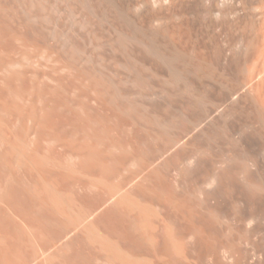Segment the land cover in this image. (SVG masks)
<instances>
[{
  "label": "rangeland",
  "instance_id": "374dc122",
  "mask_svg": "<svg viewBox=\"0 0 264 264\" xmlns=\"http://www.w3.org/2000/svg\"><path fill=\"white\" fill-rule=\"evenodd\" d=\"M0 10V234L6 237L0 235V253L17 261L0 255V264H22L24 259L29 264H140L143 256L142 264H264V66L257 63L259 24L249 54L236 61L240 53L233 51V65L212 62V49L201 39L206 60L196 63L205 74L189 75L191 89L171 91L157 82L154 94L129 99L107 93L106 86L88 77L86 68L57 56L53 47L48 48L50 39L35 52L31 39L19 35V23ZM159 113L170 115L171 122L160 123L164 121ZM154 118L160 125L150 123ZM201 147L207 155L192 153ZM220 156L227 157L221 162ZM212 179L218 181L211 183ZM55 233H61L56 242Z\"/></svg>",
  "mask_w": 264,
  "mask_h": 264
},
{
  "label": "bare ground",
  "instance_id": "6f19581e",
  "mask_svg": "<svg viewBox=\"0 0 264 264\" xmlns=\"http://www.w3.org/2000/svg\"><path fill=\"white\" fill-rule=\"evenodd\" d=\"M0 9H3L5 11V13H7L9 15L10 19H12L13 21L15 20V22H17V24L19 23L18 26H20V28L17 27V24L15 25L14 22H12V20H11V22L13 23L12 25H15L17 28H19L18 32H20V29H21V32L19 33V35L23 34L25 39H27V37L29 39H31V41L29 39H27L26 41L29 40L30 42H33L35 44V45L32 44L35 46V52H36V48L38 50L41 48V45H42V43H44L46 38L48 40L50 39L51 41L47 40L49 42L48 45H50V46L49 47L47 46V47L48 48L53 47L55 50V52H54V50H53V52L56 53L57 56H59L60 54L65 55L71 61V63L79 65L83 68H86L88 71L86 73H88L87 75L89 78L96 81L97 83L103 84V86H106L107 87V89H106L107 93H111L114 96H119L122 98H129L130 99L131 96H133L135 94H140L142 96L144 94H148L149 92H150V94H154V92H155L154 87L155 86L153 87V84L154 83L157 84V82H161L162 83L161 85H163V84L169 85L171 87V91H179L181 87L183 89H186V90L191 89V86L189 85V81H188L189 75H191L193 77H201V74H203V75L205 74L202 71V69H200V67L196 63L198 61V59H201L203 61L206 60L203 58L204 54L200 50L201 39H206L208 42V45L212 49V55L210 58V60H212V62L217 63V62L224 61L225 63H227L229 65H233V51L240 53L235 58L236 61L240 60V58H242V57H246L249 54L250 49L252 48L253 42L257 38V35L255 33V27L257 24H259L258 35L260 37V49H259V54H258V58H257V63L264 66V0H0ZM172 20H174V21H172ZM16 27H14V29H13L14 32H17V30H18ZM12 28H10V30ZM245 32H249L250 36H246ZM14 34L17 35L18 33H14ZM30 34H33L34 41H33V38L31 37L32 35H30ZM11 35H12V33H11ZM14 37H16V36L14 35ZM19 37H18V39H19ZM14 39H16V38H14ZM25 39L24 40L22 39V41H23L22 43L26 44V42H24ZM20 41H21V39H20ZM50 42H52L51 43L52 46H51ZM42 46H44V45H42ZM53 48H51V49H53ZM41 49H43V48H41ZM39 52H40V50H39ZM41 52H42V50H41ZM190 53H193L194 56L193 55L190 56L191 55ZM36 56H37V54H36ZM260 76H261V73L257 74L255 77L258 79V78H260ZM160 88H161V86H160ZM160 90L163 91L164 88H161ZM163 92L165 93V91H163ZM157 115H158V117H162L163 114L161 115L159 113ZM157 115H156V117H157ZM164 117H165V115H163V118L160 119L164 122H160V123H162V124L164 123L166 125L167 122L171 118H170V115H169V118H164ZM157 118H154L155 120L149 119L150 121H152L150 123H153V122L155 123L157 121L155 123V124H157L159 121V119L156 120ZM167 119H169V120H167ZM166 120H167V122H166ZM169 122H171V121H169ZM146 123H149V121ZM160 123H158V125H160ZM198 124H200V123H196L195 125L197 126ZM204 148H205V146H204ZM202 149H203V147L194 149L196 151H192V153L195 152V153H198L199 155H202L204 153L206 154V152ZM210 151L212 152V150H210ZM180 152H182V151H180ZM207 152H208V150H207ZM215 153H217V152H215ZM177 154H178V152L176 153L174 158L177 157ZM198 154H196V155H198ZM199 155H198V157H199ZM187 156H188V154L184 155L183 159L185 160L186 158L189 157V156L188 157ZM208 156H211V155H208ZM212 157H210V158H212ZM220 157L218 159H220ZM225 157H227V156H225ZM225 157H223V158L221 157V159H222L221 162L224 160ZM208 160H209V158H208ZM210 162H213V161L210 160L208 163H210ZM216 162H218V161H216ZM167 163H169V162H167ZM211 165H212V163H211ZM211 167L214 168L215 166L214 167L211 166ZM217 170H218V168H217ZM219 170H220V168H219ZM218 171H217V173H218ZM206 172H204V173H206ZM213 172L215 173L216 171L213 170ZM204 173H202V175ZM212 173H211V176H212ZM218 174H220V173H218ZM216 176L219 177L215 173L214 177H216ZM205 178H206V176H205ZM210 179H211V177L208 180H210ZM221 179H223V178L221 177ZM213 180L214 179H212L211 183H213ZM215 181H218V180H214V183H215ZM208 182H207V184H210V181H208ZM207 192L208 191H206L205 193H207ZM174 195H175V192H174ZM215 195H213V197H215ZM169 196H168V198H171ZM200 196H202V195H200ZM210 196L212 197V195H210ZM181 197H183V196H181ZM178 198H180V197H178ZM173 199H172V201H173ZM204 199H207L206 196ZM214 200H218V199L213 198L212 201H214ZM200 201L203 202L202 199ZM167 202H169V201H167ZM209 202H211V200ZM199 204H201V203H199ZM206 204H210V203H206ZM177 205L176 206L179 208L180 207L179 203H177ZM217 205H218V203H217ZM185 207H187V206H185ZM171 208H169V209H171ZM178 208H177V210H178ZM209 208H211V207H209ZM177 210H176V212H177ZM169 212L171 213V211H169ZM214 212H212V213L215 215ZM187 214H188V212H187ZM210 214H211V212H210ZM180 215H181V213H180ZM180 215H179V218H180V222H181ZM183 215H185V213ZM207 215H209V214H207ZM201 216L203 217V215H201ZM167 217L169 218L171 216H167ZM173 217H174V215H173ZM186 218L188 219L189 217H186ZM9 219L11 220L12 218H9ZM161 219L163 220V218H161ZM214 220L216 222H218L217 219H214ZM12 221H13V219H12ZM172 221H173V219H172ZM182 221H184V220L182 219ZM208 221H209V219H208ZM160 222H162V221H160ZM164 222H166V221H164ZM211 222H209V223H211ZM156 223H158V222H156ZM172 223L173 222H170V224H172ZM185 223L187 224L188 222H185ZM219 223H218V225H219ZM8 224L10 227L12 226V225H10L9 221H8ZM167 224H169V223H167ZM178 224H179V222H178ZM181 224H183V222L180 223V225ZM158 225H160V224L158 223ZM204 225L205 224L203 223V226ZM216 225H217V223H216ZM216 225H215V227H216ZM13 226H15V225H13ZM16 226H17V224H16ZM59 226H62V225H59ZM163 226L164 227L167 226L166 223ZM201 226H202V224H201ZM209 226H207V227L210 228L211 226L210 227ZM62 227L64 228V226H62ZM169 227H170V225H168V228ZM219 228L220 227H218V229ZM127 229L128 230H126V231L128 232L129 228L127 227ZM159 229H160V227H159ZM163 229H165V228H163ZM178 229H180V228H178ZM2 230H3V228H2ZM2 230H0V231H2ZM24 230L25 229L22 228V231H24ZM113 230H115V229H113ZM172 230H173V228H172ZM183 230H181V231H183ZM210 230H211V228H210ZM212 230H213V227H212ZM17 231H19V230H17ZM22 231H21V233H22ZM168 231H170V230L168 229ZM186 231H187V229H186ZM205 231H206V229H205ZM5 232H7V231H5ZM153 232L155 233L154 229H153ZM160 232H162V230ZM163 232H166V229H165V231L163 230ZM183 232H184V235H186L187 232H185V231H183ZM119 233H117L118 236L121 234V233L120 234ZM124 233H123V235H124ZM171 233H172V231H171ZM13 234H16V233H13ZM58 234H60L59 236H61V233H58ZM58 234H56V236L52 234L53 236H55V238L57 237L56 238L57 240L54 239L55 242L59 240ZM66 234L68 235L69 232L65 233L64 235H66ZM161 234H163V233H160L159 236ZM174 234H175V232H173V234H171V235L173 236ZM177 234H179V233H177ZM206 234H205V236H206ZM7 235L8 234L6 233V236ZM187 235L185 236V238L188 239ZM216 235L214 236V238L216 237ZM1 236H4V234H2ZM24 236H25V233H24ZM8 237H9V235H8ZM15 237H17V235ZM110 237H111V235H110ZM119 237H121V236H119ZM152 237H153V235H152ZM154 237H153V239H154ZM212 237H210V238H212ZM9 238L12 240L13 237H9ZM63 238H64V236H63ZM175 238H177V237H175ZM180 238L181 237H179V239ZM10 239H8V240H10ZM21 239H23V237ZM40 239H42V238H40ZM110 239H112V238H110ZM161 239L162 238L160 237V240ZM172 239H173V237H172ZM197 239H198V237H197ZM218 239H220V238H218ZM1 240H2V238H1ZM50 240H48V241H50ZM162 240H165V239H162ZM173 240H175V239H173ZM202 240H203V238H202ZM153 241H156V240L154 239ZM212 241H213V239H212ZM219 241H221V239ZM4 242H5V240H4ZM22 242H24V241H22ZM43 242H45V241H43ZM47 242H45V244H47ZM158 242H159V240H158ZM214 242H216V241H214ZM217 242H218V240H217ZM5 243H3V244H5ZM7 243H9V242H7ZM10 243H11V241H10ZM17 243L19 245V242H17ZM138 243H136L137 246H138ZM21 244L24 245V243H21ZM45 244H43V245L45 246ZM55 244H57V243H55ZM156 244H157V242H156ZM170 244H172V243H170ZM16 245H14L15 249H16ZM38 245H39V243H38ZM162 245H164V243ZM173 245H176V244H173ZM215 245L217 246V244H215ZM44 246H43V248H44ZM52 246L49 245V247H52ZM21 247H24V246H21ZM40 247L42 248V246H40ZM155 247H157V246H155ZM160 247H161V245H160ZM166 247H168V246H166ZM177 247H180V246L177 245ZM213 247H214V244H213ZM4 248H5V246H4ZM12 248H14V247H12ZM12 248H10V249H12ZM35 248H37V247H35ZM130 248H132V247H130ZM140 248L144 249V247H140ZM221 248H223V246H221ZM23 249L24 248H22V250ZM33 249H34V246H33ZM48 249L50 250V248H48ZM153 249H154V247H153ZM176 249H178V248H176ZM180 249L178 250V252H180ZM225 249H227V247L224 248V251H225ZM2 250H4V249H2ZM132 250H133V248H132ZM174 250H175V248H174ZM230 250L232 251V249H230ZM5 251H7V250H5ZM9 251L11 253L12 250H9ZM35 251H37V249ZM38 251L36 253L37 256L39 253ZM43 251H45V250H43ZM137 251H138V247H137ZM204 251L206 252V249ZM0 252H2V251H0ZM14 252H15V250H14ZM46 252H48V250ZM127 252H128V250L125 253H127ZM166 252L167 251L165 250L164 257L168 253V252L167 253ZM178 252L176 253L177 255H178ZM218 252H220V251H218ZM129 253H131V252H129ZM161 253H164V252L161 251ZM184 253H185V251H184ZM32 254H33V252H32ZM32 254L30 253V255H32ZM136 254H137V252L135 253V255ZM216 254H218V253H216ZM221 254H218V255H221ZM0 255H4V254L0 253ZM6 255H4V256H6ZM135 255H134V257L138 258ZM137 255H140V254H137ZM159 255H160V258L161 257L163 258V256L161 254H159ZM185 255H186V253H185ZM185 255H178V256L183 257ZM33 256H35V255H33ZM191 257H193V255ZM7 258H4V260ZM14 258L9 257V260H11L10 262H12ZM27 258H28V256H27ZM135 258H134V260H135ZM162 258H161V260H164ZM169 258H170V260L172 259L171 255ZM228 258H229V256H228ZM231 258H232V256H231ZM15 259H14V263L16 261ZM20 259H21V257H20ZM49 259H51V262L53 261L52 257ZM56 259H58V258H56ZM67 259H69V258H67ZM67 259H66V262H67ZM140 259H142V257ZM143 259L145 261L144 256H143ZM150 259H152V258H150ZM155 259H157V258H155ZM183 259H184V257H183ZM225 259H227V258H224V260ZM18 260H19V258H18ZM28 260H30V259L28 258ZM35 260H36V258L34 259V261ZM37 260H39V259L37 258ZM232 260H233V258H232ZM141 261L144 262L143 260H141ZM154 261H157V260H154ZM166 261L168 262V259ZM221 261H219V263ZM60 262H62V261H60ZM134 262H135V264H137L136 261H134ZM142 262L140 264H142ZM171 262L174 263L175 260L171 261ZM187 262H190V261H187ZM224 262H227V261H224ZM21 263L22 264H27V263L29 264L30 262H27L24 259ZM31 263H32V261H31ZM37 263H39V262H37ZM88 263H90V262H88ZM146 263H148V262H146ZM219 263H217V264H219ZM1 264H3V263H1ZM4 264H6V263H4ZM58 264H59V262H58ZM83 264H86V263H83ZM157 264H159V263H157ZM161 264H163V262ZM179 264H181V263H179Z\"/></svg>",
  "mask_w": 264,
  "mask_h": 264
}]
</instances>
